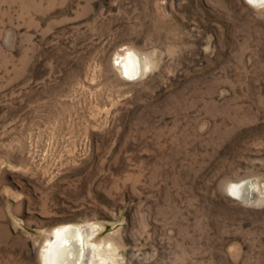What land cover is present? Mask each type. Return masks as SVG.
I'll list each match as a JSON object with an SVG mask.
<instances>
[{
	"label": "rangeland",
	"instance_id": "1",
	"mask_svg": "<svg viewBox=\"0 0 264 264\" xmlns=\"http://www.w3.org/2000/svg\"><path fill=\"white\" fill-rule=\"evenodd\" d=\"M64 226L108 264H264V5L0 0V264Z\"/></svg>",
	"mask_w": 264,
	"mask_h": 264
},
{
	"label": "bare ground",
	"instance_id": "2",
	"mask_svg": "<svg viewBox=\"0 0 264 264\" xmlns=\"http://www.w3.org/2000/svg\"><path fill=\"white\" fill-rule=\"evenodd\" d=\"M138 59L134 55L128 57V62L124 65L127 75L136 74L140 67ZM249 188L247 183L235 185V196L242 201L248 199L251 195ZM88 228L83 226L56 228L46 242L42 257L43 264H108L103 258L96 257L97 250L94 246L90 249L88 241L93 238L94 233Z\"/></svg>",
	"mask_w": 264,
	"mask_h": 264
},
{
	"label": "clouds",
	"instance_id": "3",
	"mask_svg": "<svg viewBox=\"0 0 264 264\" xmlns=\"http://www.w3.org/2000/svg\"><path fill=\"white\" fill-rule=\"evenodd\" d=\"M246 2L249 4V6H252V7H260L262 5H264V0H246ZM154 70V65L153 63L146 57L145 58V65L143 67V74H148L149 72L153 71ZM141 75L139 69H137L136 71V76H139ZM136 76H133V77H130L132 79H135ZM234 188L235 186H233L232 188H230L228 191H227V194L229 196H234L235 195V191H234ZM257 206H260L259 204Z\"/></svg>",
	"mask_w": 264,
	"mask_h": 264
}]
</instances>
